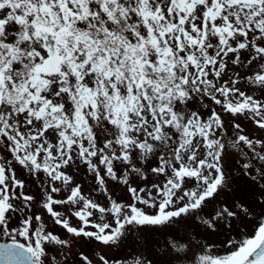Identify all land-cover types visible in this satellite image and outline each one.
I'll return each mask as SVG.
<instances>
[{"label":"snow or ice","instance_id":"snow-or-ice-1","mask_svg":"<svg viewBox=\"0 0 264 264\" xmlns=\"http://www.w3.org/2000/svg\"><path fill=\"white\" fill-rule=\"evenodd\" d=\"M240 50L252 53L249 64L264 60V0H0V146L11 157H0V235L11 239V243H0V264H45L46 245L63 248L69 243L46 232L40 216L34 218V229L33 217L27 216L20 227L9 230L10 215L20 210L14 202L27 205L33 200L17 191L24 184L10 167L12 160L46 174L51 182L68 184L71 178L60 169L75 154L103 186L100 165L106 176L117 179L115 160L130 162L134 150L142 159L156 155L155 145L167 144L175 135L174 160L180 166L160 158L152 172L167 179L163 186H152L156 197L149 190L144 198L140 195L144 188L138 192L129 187L133 204L111 200L105 209L86 200L77 185L64 200L49 194L42 207L67 233L105 246L118 245L127 226L163 225L200 209L226 182L221 161L228 153L217 135L224 123L215 110L202 120L195 112L186 116L179 105L204 93L224 112L251 114L264 129V102L227 83L217 87L209 79L210 74L221 77L229 54L236 56L233 63L239 62ZM252 82L264 87V74L256 73ZM208 89L219 93L223 102ZM230 94L243 99L233 103ZM234 127L240 129L239 124ZM97 132L112 138L98 147ZM49 133L55 136V144L48 142ZM239 142L264 161V141L237 135L227 144L235 148ZM200 147L205 150L202 159L197 158ZM242 167L247 175L251 164ZM256 171L264 178V172ZM186 179H194L196 188L176 196ZM251 179L256 181L257 176ZM260 187L259 198L264 202V184ZM60 190L50 186V193ZM185 198L187 203L173 208ZM81 202L82 209L74 213L82 222L79 228L70 226L53 208ZM137 202L156 208V214H146ZM89 208L98 210L101 221L105 212L111 214L114 226L91 222ZM89 225L96 231L85 230ZM229 243L236 250L223 256L201 254L198 264H264V218L253 237ZM169 244L176 252L184 248H177L174 241ZM99 259L109 264L103 256ZM81 260L92 264L83 254ZM49 264H57L56 257ZM112 264L153 261L141 254Z\"/></svg>","mask_w":264,"mask_h":264},{"label":"rangeland","instance_id":"rangeland-1","mask_svg":"<svg viewBox=\"0 0 264 264\" xmlns=\"http://www.w3.org/2000/svg\"><path fill=\"white\" fill-rule=\"evenodd\" d=\"M213 44L216 43L214 39ZM211 54H215V49L210 50ZM249 50H240L237 54L239 62L233 63L236 56L229 54L224 58L226 67L222 72L221 77L215 78L210 74L209 79L213 80L217 87L223 86L226 83L229 87L238 88L245 95H250L253 99L264 102V87L252 82V78L256 73L264 74V69L261 64L264 60L253 61L249 64L251 58ZM236 81L232 85L231 81ZM208 91L218 98L219 93H215L212 89ZM238 94H230L229 100L233 103L242 100ZM70 105L66 104V108ZM179 109L188 116L191 113H197L202 120H206L215 110L221 115L224 123L223 129L218 130L217 135L225 142L227 153L222 157V170L225 173L226 182L212 198L206 199L200 209L190 211L187 215H182L173 221L163 225H131L126 227V235L121 239V242L116 246H105L94 239L83 237H74L67 233L61 225L54 223L53 218L42 207L47 200L49 194L54 199L64 200L70 194V190L77 185L80 187L81 195L86 200H90L99 206L108 209L111 206V200L116 202L131 205L135 201L129 192V187H135L137 191L141 188L145 189L141 196L147 198V193L150 190L153 197H156V189L154 184L163 186L167 177L164 174H155L152 172L161 163V157L170 161V148L178 147L177 136L173 135L171 141L167 144L157 143L155 145L156 155H149L146 158H141L138 150L132 152L130 162L123 160L114 161V171L117 173V179H112L106 176L105 169L100 165V175L105 177V184L99 185L95 174L90 170L87 163L78 159L73 154V160L68 166L62 167L60 170L69 176L70 182L63 184L62 182H51L46 174L39 173L36 170L30 171L27 167L20 166L12 160L10 167L14 170L16 178L23 181L24 187L17 191H22L26 195L33 197V200L25 205L19 201H15L20 208L14 212L8 219L9 230L20 227L21 222L27 216L33 217V229L36 227L35 216H40L44 225L45 231H50L57 235L58 238L69 241L68 245L60 248L59 246L46 245L48 259L45 264H49L51 257H56L57 264H83L81 254L87 256L92 264H103L99 259L103 256L112 264L114 261L131 260L134 256L143 255L153 261V264H198V257L201 254H211L213 256H223L236 250L235 244L229 242H239L245 237L252 236L257 229L261 218H264V202L259 198L262 191L260 185L264 184V178H260L257 169L264 172V161L255 158L252 150L247 145L239 142L237 147L233 148L227 144V141H234L237 135H246L249 139L264 141V129H260L255 124L251 114L233 116L224 112L221 105H217L211 99L210 95L204 93L194 94L193 98L183 105H179ZM239 124L240 129L237 130L234 125ZM21 131H28L27 128H22ZM171 134V133H170ZM97 145L103 146L105 139H111V135L105 132H97ZM48 142L55 144V136L51 133L47 134ZM195 144V141H194ZM202 144V141H201ZM257 151H261L260 145H256ZM205 150L203 147L197 149V158H204ZM0 157L11 159L8 153L0 146ZM93 163H96V158H92ZM184 162H187V154L184 155ZM175 167L179 168V163L172 162ZM250 163L251 168L248 174H245V169L242 165ZM168 176H171V169L165 165ZM206 174V173H205ZM7 175V172H6ZM252 176H257V180L251 179ZM127 183H124V180ZM50 186L61 189L58 193H50ZM196 188L194 179H186L182 185V189L176 192V196L183 194L185 190ZM111 198V199H109ZM159 198H157L158 200ZM175 200V197L173 198ZM187 203V199L176 201L173 208H178ZM136 206L142 209L146 214H156L157 209L148 207L141 203H136ZM83 202L79 205H54L55 211L61 213L63 218L69 220L70 226L81 227L82 222L75 217L74 213L81 210ZM248 211L245 213L243 209ZM93 215L90 221L93 223L107 222L114 226L113 216L107 212L103 214L104 219L101 221V214L98 210L89 208ZM218 214H230L233 216V226L231 230L225 227H218L216 217ZM156 226L160 232L159 236L152 234L151 228ZM87 231H96L94 227L89 225ZM108 230H106L107 232ZM5 240H11L9 236L0 235ZM21 242H24L23 237H18ZM169 241L176 242L177 248L184 246L183 250L174 251ZM58 249V251H57Z\"/></svg>","mask_w":264,"mask_h":264},{"label":"water","instance_id":"water-1","mask_svg":"<svg viewBox=\"0 0 264 264\" xmlns=\"http://www.w3.org/2000/svg\"><path fill=\"white\" fill-rule=\"evenodd\" d=\"M217 221H218L219 226H226V227L230 228L231 223H232V218H231V216L219 215ZM0 243H11V242H6L3 240H0Z\"/></svg>","mask_w":264,"mask_h":264}]
</instances>
